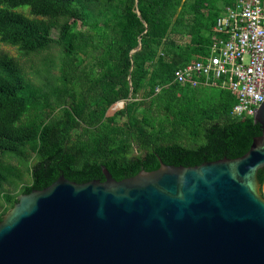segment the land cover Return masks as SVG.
<instances>
[{"label": "trees", "instance_id": "obj_1", "mask_svg": "<svg viewBox=\"0 0 264 264\" xmlns=\"http://www.w3.org/2000/svg\"><path fill=\"white\" fill-rule=\"evenodd\" d=\"M236 1L0 0V43L24 56L62 54L60 85L49 88L0 54V221L19 195L59 176L103 181L104 168L121 181L158 169V159L195 167L244 155L261 132L252 117L233 115L235 94L221 82L173 83L175 70L227 39L214 26ZM23 6L41 20L12 11Z\"/></svg>", "mask_w": 264, "mask_h": 264}, {"label": "water", "instance_id": "obj_2", "mask_svg": "<svg viewBox=\"0 0 264 264\" xmlns=\"http://www.w3.org/2000/svg\"><path fill=\"white\" fill-rule=\"evenodd\" d=\"M252 119L261 134L235 159H158L121 181L102 168L103 181L59 176L19 195L0 221V264H264V100Z\"/></svg>", "mask_w": 264, "mask_h": 264}, {"label": "built area", "instance_id": "obj_3", "mask_svg": "<svg viewBox=\"0 0 264 264\" xmlns=\"http://www.w3.org/2000/svg\"><path fill=\"white\" fill-rule=\"evenodd\" d=\"M214 31L227 39L215 41L202 62L173 73L178 85L227 87L236 96V117H252L264 100V11L260 0H237L216 20Z\"/></svg>", "mask_w": 264, "mask_h": 264}, {"label": "rangeland", "instance_id": "obj_4", "mask_svg": "<svg viewBox=\"0 0 264 264\" xmlns=\"http://www.w3.org/2000/svg\"><path fill=\"white\" fill-rule=\"evenodd\" d=\"M15 13L21 14L31 21H40L41 18H36L29 14V9L26 6L15 8L12 10ZM51 36L56 38L58 30L52 29ZM0 54L7 55L13 59L21 70L24 77L34 86L40 88H49L53 85H60L56 82L59 76L58 68L62 61V54L57 47H52L46 52L37 55H21L16 48L0 43ZM86 64V60L81 62V66ZM29 178L26 175L22 183H28ZM261 193L264 197V183L260 187ZM2 202L0 200V212L2 210Z\"/></svg>", "mask_w": 264, "mask_h": 264}, {"label": "flooded vegetation", "instance_id": "obj_5", "mask_svg": "<svg viewBox=\"0 0 264 264\" xmlns=\"http://www.w3.org/2000/svg\"><path fill=\"white\" fill-rule=\"evenodd\" d=\"M263 196V195H262Z\"/></svg>", "mask_w": 264, "mask_h": 264}]
</instances>
